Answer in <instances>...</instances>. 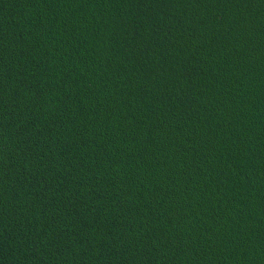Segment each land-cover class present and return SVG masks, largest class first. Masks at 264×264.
<instances>
[{"label": "trees", "instance_id": "trees-1", "mask_svg": "<svg viewBox=\"0 0 264 264\" xmlns=\"http://www.w3.org/2000/svg\"><path fill=\"white\" fill-rule=\"evenodd\" d=\"M0 264H264V0H0Z\"/></svg>", "mask_w": 264, "mask_h": 264}]
</instances>
